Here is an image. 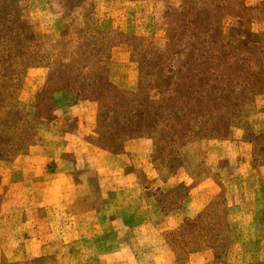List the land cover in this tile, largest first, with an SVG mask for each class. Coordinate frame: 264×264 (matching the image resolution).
<instances>
[{
  "label": "rangeland",
  "instance_id": "1",
  "mask_svg": "<svg viewBox=\"0 0 264 264\" xmlns=\"http://www.w3.org/2000/svg\"><path fill=\"white\" fill-rule=\"evenodd\" d=\"M210 248L264 264V0H0V264Z\"/></svg>",
  "mask_w": 264,
  "mask_h": 264
},
{
  "label": "crops",
  "instance_id": "2",
  "mask_svg": "<svg viewBox=\"0 0 264 264\" xmlns=\"http://www.w3.org/2000/svg\"><path fill=\"white\" fill-rule=\"evenodd\" d=\"M168 183H169V180H167L164 184H166V185H168ZM184 184H185V182H184ZM219 250L217 249V248H210V249H204V250H200V251H195V252H193V253H189L186 257V262H188L189 260H191V257H193L194 255H200V254H203V253H205V252H211V253H213V256H214V253H216V257L215 258H213L214 259V262L216 263V264H218L219 263V261L220 260H222L221 259V253H219L218 252Z\"/></svg>",
  "mask_w": 264,
  "mask_h": 264
},
{
  "label": "trees",
  "instance_id": "3",
  "mask_svg": "<svg viewBox=\"0 0 264 264\" xmlns=\"http://www.w3.org/2000/svg\"><path fill=\"white\" fill-rule=\"evenodd\" d=\"M223 214H225V206H222V210Z\"/></svg>",
  "mask_w": 264,
  "mask_h": 264
}]
</instances>
